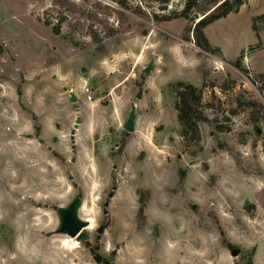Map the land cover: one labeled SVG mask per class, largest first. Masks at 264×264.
Returning <instances> with one entry per match:
<instances>
[{
  "label": "rangeland",
  "instance_id": "374dc122",
  "mask_svg": "<svg viewBox=\"0 0 264 264\" xmlns=\"http://www.w3.org/2000/svg\"><path fill=\"white\" fill-rule=\"evenodd\" d=\"M185 1L0 0V264H103L57 231L76 198L110 264H264V0L205 26L211 53L191 30L224 0L167 20ZM178 81L209 119L189 146Z\"/></svg>",
  "mask_w": 264,
  "mask_h": 264
},
{
  "label": "trees",
  "instance_id": "16d2710c",
  "mask_svg": "<svg viewBox=\"0 0 264 264\" xmlns=\"http://www.w3.org/2000/svg\"><path fill=\"white\" fill-rule=\"evenodd\" d=\"M198 0H186L185 7L179 16H172V18H167V20L176 19L177 17H185V13L191 8L197 6ZM243 4V0H234L232 4H229L227 0L222 1L218 4L210 13L203 14L193 26L191 32L194 36V43L195 46L198 47L200 50L204 52L211 53V47L203 33V29L212 21L219 19L221 17L226 16L231 12H236L240 5ZM122 15L121 12H119ZM261 19L260 17L255 18ZM252 30L255 32L257 28L254 24H252ZM54 34L59 33L58 25L52 28ZM238 60L235 62V66H237ZM260 77H264L262 74ZM173 92L175 94V101H174V109L176 111V118L181 127L180 135L183 140L184 146H189L190 143L199 140V129L198 123L199 122H208L209 119L203 114V92L201 88H198L190 83L184 82H175L172 85ZM247 107L251 108V112L253 106L256 105L253 102H246L245 104ZM219 132L224 130L223 127L219 126L217 128ZM124 141H122V144Z\"/></svg>",
  "mask_w": 264,
  "mask_h": 264
},
{
  "label": "water",
  "instance_id": "95a60500",
  "mask_svg": "<svg viewBox=\"0 0 264 264\" xmlns=\"http://www.w3.org/2000/svg\"><path fill=\"white\" fill-rule=\"evenodd\" d=\"M74 100V99H72ZM133 111L129 114V120L125 124V129L127 131L132 130L131 122L133 118ZM76 128L77 125L75 124ZM79 206V199H74L66 208H61L58 210L59 214V227L57 231L59 233H65L71 238H75L77 242H84V246L90 250V254L94 256L96 263L110 264L104 260L99 254H97L98 247H92L91 242L89 241V235L85 232H82L88 226V221L80 220L77 216V208ZM102 228L97 229V233H101ZM232 255H236V251L232 252Z\"/></svg>",
  "mask_w": 264,
  "mask_h": 264
},
{
  "label": "bare ground",
  "instance_id": "6f19581e",
  "mask_svg": "<svg viewBox=\"0 0 264 264\" xmlns=\"http://www.w3.org/2000/svg\"><path fill=\"white\" fill-rule=\"evenodd\" d=\"M87 221L89 222L88 224V226H87V229H92V223H90V222H92V220L91 219H87ZM77 246V243H76V241L75 242H73V245H72V247L74 248V247H76Z\"/></svg>",
  "mask_w": 264,
  "mask_h": 264
},
{
  "label": "flooded vegetation",
  "instance_id": "af4514ba",
  "mask_svg": "<svg viewBox=\"0 0 264 264\" xmlns=\"http://www.w3.org/2000/svg\"><path fill=\"white\" fill-rule=\"evenodd\" d=\"M95 247V246H94Z\"/></svg>",
  "mask_w": 264,
  "mask_h": 264
}]
</instances>
